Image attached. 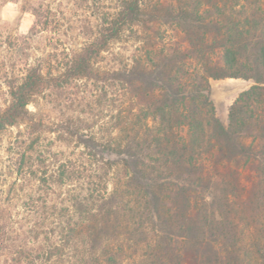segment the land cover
<instances>
[{"label": "trees", "instance_id": "trees-1", "mask_svg": "<svg viewBox=\"0 0 264 264\" xmlns=\"http://www.w3.org/2000/svg\"><path fill=\"white\" fill-rule=\"evenodd\" d=\"M42 1L25 3L40 31L53 23ZM116 2L57 68L8 82L0 133L19 132L6 148L0 134V264H264V0ZM160 16L185 49L156 36L102 65ZM228 78L254 85L225 125L210 81ZM79 80H90L87 103L46 95ZM47 96L90 108V127L29 110ZM73 143L82 150L67 155Z\"/></svg>", "mask_w": 264, "mask_h": 264}, {"label": "rangeland", "instance_id": "rangeland-1", "mask_svg": "<svg viewBox=\"0 0 264 264\" xmlns=\"http://www.w3.org/2000/svg\"><path fill=\"white\" fill-rule=\"evenodd\" d=\"M160 1L170 2V0ZM42 2L46 7L51 8L53 23L49 24L47 29L40 31L34 29L37 19L26 9V0H11L9 2L0 0V112L10 104L8 87L10 80L20 77L28 67L38 63L48 69L50 67L57 68L65 54L73 49H79L88 38L92 41L100 19L117 8L116 0H43ZM9 3L18 5V7L9 10L7 12L9 18L5 19V9ZM162 20L163 17L160 16L157 22L148 23L145 27H136L137 35L136 32H127L124 41L113 43L109 51L103 54L102 65L120 67L117 62L128 61V59L139 55L137 50L144 45L148 38L154 42L162 40L156 36L165 38L164 43L169 46H180L185 49L187 44L183 34L171 23L165 24ZM73 84V87L66 89L65 92L51 90L46 95L52 93L53 96H56L59 93L62 98H66V93H72L73 98L80 100L84 98V103L89 102L90 80H79ZM210 84L211 100L216 110V116L227 125L230 107L241 93L254 85V82L228 78L211 80ZM45 98L38 100V103L29 105V110L35 112L36 107L40 106L54 118L61 117L64 113L87 120L90 127V108L86 109V107L76 104L72 108L68 106L65 109L48 104L50 98L48 96ZM104 111L105 113L100 115L101 117L107 114V111ZM18 132V128H8L4 133H0L4 139L3 146L5 148ZM182 134H186V129L182 131ZM48 136L52 140L56 139V134ZM73 146L74 143L69 147L63 146L67 155H76L82 150V148L77 149ZM3 154V149H1L0 155Z\"/></svg>", "mask_w": 264, "mask_h": 264}, {"label": "clouds", "instance_id": "clouds-1", "mask_svg": "<svg viewBox=\"0 0 264 264\" xmlns=\"http://www.w3.org/2000/svg\"><path fill=\"white\" fill-rule=\"evenodd\" d=\"M14 7H18V5H15V4H12V3H9L7 5V8L5 9V12H6V15H5V19H8L9 17L7 16V12L11 9H13Z\"/></svg>", "mask_w": 264, "mask_h": 264}]
</instances>
